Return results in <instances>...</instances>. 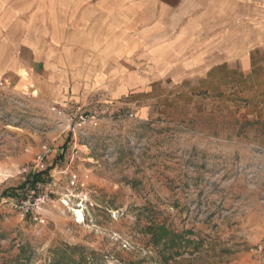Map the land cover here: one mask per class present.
<instances>
[{"label": "rangeland", "instance_id": "rangeland-1", "mask_svg": "<svg viewBox=\"0 0 264 264\" xmlns=\"http://www.w3.org/2000/svg\"><path fill=\"white\" fill-rule=\"evenodd\" d=\"M252 57L183 78L128 60L60 94L9 78L0 264H264V48ZM163 223L168 246L148 229Z\"/></svg>", "mask_w": 264, "mask_h": 264}, {"label": "crops", "instance_id": "crops-1", "mask_svg": "<svg viewBox=\"0 0 264 264\" xmlns=\"http://www.w3.org/2000/svg\"><path fill=\"white\" fill-rule=\"evenodd\" d=\"M260 47L264 0H0V80L50 94L105 86L128 60L156 78L247 68Z\"/></svg>", "mask_w": 264, "mask_h": 264}, {"label": "trees", "instance_id": "trees-1", "mask_svg": "<svg viewBox=\"0 0 264 264\" xmlns=\"http://www.w3.org/2000/svg\"><path fill=\"white\" fill-rule=\"evenodd\" d=\"M40 173H34L32 175V178L28 179L27 181H31V185L32 187H34L36 185V183H38L39 181H41L40 179ZM150 231H152L153 233V240L155 242H160V241H164V243L166 244V246L169 245L170 241L172 240V242H174V239L176 237V234H173V231L165 224H161V225H151L148 228Z\"/></svg>", "mask_w": 264, "mask_h": 264}, {"label": "built area", "instance_id": "built-area-1", "mask_svg": "<svg viewBox=\"0 0 264 264\" xmlns=\"http://www.w3.org/2000/svg\"><path fill=\"white\" fill-rule=\"evenodd\" d=\"M0 86L4 88H9L11 86V80L8 77L2 78L0 80ZM98 122H99L98 119L93 114L81 115L79 121L80 124L88 123L92 125H97Z\"/></svg>", "mask_w": 264, "mask_h": 264}, {"label": "bare ground", "instance_id": "bare-ground-1", "mask_svg": "<svg viewBox=\"0 0 264 264\" xmlns=\"http://www.w3.org/2000/svg\"><path fill=\"white\" fill-rule=\"evenodd\" d=\"M79 216H80V218L83 217V214L81 213V211H79Z\"/></svg>", "mask_w": 264, "mask_h": 264}]
</instances>
